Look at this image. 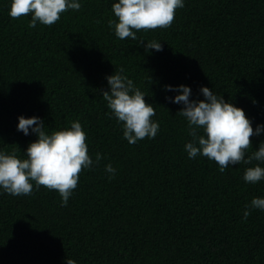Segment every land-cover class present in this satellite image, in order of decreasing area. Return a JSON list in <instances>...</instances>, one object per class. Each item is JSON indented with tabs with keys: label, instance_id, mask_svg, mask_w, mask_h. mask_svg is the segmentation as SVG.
<instances>
[{
	"label": "trees",
	"instance_id": "1",
	"mask_svg": "<svg viewBox=\"0 0 264 264\" xmlns=\"http://www.w3.org/2000/svg\"><path fill=\"white\" fill-rule=\"evenodd\" d=\"M80 2L51 24L29 25L31 12L10 16L9 0H0V149L22 157L35 138L15 128L23 114L40 116L46 131L79 120L88 154L101 153L81 167L64 205L35 181L28 194L0 191V264H264V210L241 218L253 196H264V179L245 182L243 170L264 161L221 172L206 156L189 158L181 105L161 88L183 83L200 99L205 85L253 126L264 122V0H184L169 25L135 29L136 40L107 23L117 20L112 0ZM153 38L159 51L137 43ZM121 67L159 125L131 144L99 93L105 74ZM249 139L245 155L264 134Z\"/></svg>",
	"mask_w": 264,
	"mask_h": 264
},
{
	"label": "clouds",
	"instance_id": "2",
	"mask_svg": "<svg viewBox=\"0 0 264 264\" xmlns=\"http://www.w3.org/2000/svg\"><path fill=\"white\" fill-rule=\"evenodd\" d=\"M184 0H112L110 7L116 21H107L113 25L119 38L137 39L135 29H150L167 26L171 23L174 10L183 7ZM80 0H9L10 16H20L31 12L29 25L38 21L51 24L59 18L65 9H78ZM143 42L145 52L149 49L159 51L160 41L155 38L138 40ZM106 88L99 89L100 96L106 102L110 114L121 123L122 136L131 144L145 136L156 135L158 122L151 119L154 114L153 103L145 102V93L123 74V68L105 74ZM161 88L173 95L165 99L181 107L176 111L186 120L187 132L191 139L184 142L183 148L189 158L198 153L214 160L219 171L241 160L247 164L250 160L264 161V139L249 155L245 150L250 145V136L264 134V122H256L246 116L244 110L236 106L231 99L226 100L220 91H214L205 85L198 86L203 98L192 95L190 86L179 83L163 84ZM192 96V98H190ZM255 102V101H253ZM70 126L46 131L43 119L38 115L16 117L15 128L24 135H34L21 153L14 155L0 149V191L12 195L28 194L35 181L37 186L44 185L57 190L60 203H67L71 190L75 188L81 167H91L101 159V153H95L93 159L87 152L85 132L79 120L69 122ZM202 129V134H198ZM107 178L112 179L116 169L110 162L104 165ZM245 182L255 183L264 179V166L255 163L245 167L242 174ZM252 208L264 210V196H253L242 209V219L247 218ZM66 264H77L71 257H64Z\"/></svg>",
	"mask_w": 264,
	"mask_h": 264
}]
</instances>
